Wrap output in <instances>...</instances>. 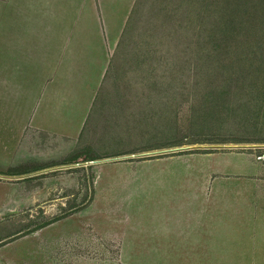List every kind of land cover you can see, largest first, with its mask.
Listing matches in <instances>:
<instances>
[{
  "label": "rangeland",
  "instance_id": "rangeland-1",
  "mask_svg": "<svg viewBox=\"0 0 264 264\" xmlns=\"http://www.w3.org/2000/svg\"><path fill=\"white\" fill-rule=\"evenodd\" d=\"M124 38L100 93L126 130L106 151L188 147L0 178V245L26 264H264L219 229L226 182L264 175V0H138Z\"/></svg>",
  "mask_w": 264,
  "mask_h": 264
},
{
  "label": "crops",
  "instance_id": "crops-1",
  "mask_svg": "<svg viewBox=\"0 0 264 264\" xmlns=\"http://www.w3.org/2000/svg\"><path fill=\"white\" fill-rule=\"evenodd\" d=\"M137 1L0 0V178L43 173L42 163L85 151L90 156L84 160L124 156L115 159L121 160L172 147L106 151H115L126 128L122 105L104 100L100 91ZM167 153L145 156L164 160ZM32 164L39 166L29 171ZM248 179L226 182L227 219L219 229L228 244L234 239V246L243 248L250 239L264 252V175ZM171 191L163 194L176 199L177 188ZM254 239L263 241L257 245ZM15 252L26 253L0 245V264H26L10 257Z\"/></svg>",
  "mask_w": 264,
  "mask_h": 264
},
{
  "label": "water",
  "instance_id": "water-1",
  "mask_svg": "<svg viewBox=\"0 0 264 264\" xmlns=\"http://www.w3.org/2000/svg\"><path fill=\"white\" fill-rule=\"evenodd\" d=\"M187 147H188V145L172 146V147H168V148H164V149H157V150H152V151H143V152H140L138 154H139V156H144L147 154L167 153V152H174L177 150H183V149H186ZM123 157L124 156H122V157H107V158H93V159L87 160L85 162L96 163L99 161H104V160L109 161V160H115V159L123 158Z\"/></svg>",
  "mask_w": 264,
  "mask_h": 264
}]
</instances>
